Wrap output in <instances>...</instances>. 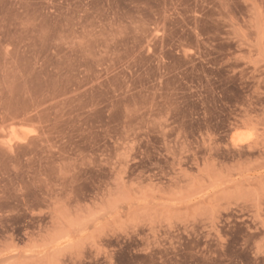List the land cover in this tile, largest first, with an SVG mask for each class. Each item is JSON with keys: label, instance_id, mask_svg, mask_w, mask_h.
<instances>
[{"label": "rangeland", "instance_id": "1", "mask_svg": "<svg viewBox=\"0 0 264 264\" xmlns=\"http://www.w3.org/2000/svg\"><path fill=\"white\" fill-rule=\"evenodd\" d=\"M0 264H264V0H0Z\"/></svg>", "mask_w": 264, "mask_h": 264}]
</instances>
